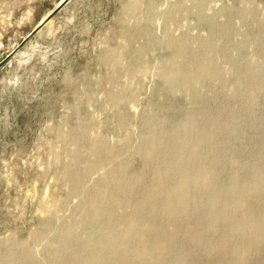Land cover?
<instances>
[{"label":"rangeland","instance_id":"1","mask_svg":"<svg viewBox=\"0 0 264 264\" xmlns=\"http://www.w3.org/2000/svg\"><path fill=\"white\" fill-rule=\"evenodd\" d=\"M155 130L166 148L148 160ZM172 163L167 190L185 163L219 177L194 194L202 219L177 224L202 241L181 236L165 264H226L208 246L264 214V0H0V264H121L104 228L135 213L154 223L143 199ZM233 187L214 217L210 200ZM249 264H264V246Z\"/></svg>","mask_w":264,"mask_h":264},{"label":"bare ground","instance_id":"2","mask_svg":"<svg viewBox=\"0 0 264 264\" xmlns=\"http://www.w3.org/2000/svg\"><path fill=\"white\" fill-rule=\"evenodd\" d=\"M186 43L187 41L185 40L178 46L179 54L186 52ZM196 77L199 78V75H196ZM173 79V74L168 75L166 78L168 83L172 82ZM219 124L220 122L217 121V129L220 128ZM188 125H191V122ZM213 132V130L212 132L210 130L211 135H215ZM216 132L217 130L214 133ZM164 135L163 131L158 132L156 130L147 133L145 141L148 147L145 155L146 159L149 160V158L154 157V151L156 150H160V152L165 150ZM181 139L183 142H181L180 150H184L188 142H190V138L184 136ZM205 142L202 136L200 140L194 141L189 154L190 160L199 161L201 159V145ZM185 164L183 166L186 169L189 168V170L178 184L170 190L166 189L165 170H175L179 164L172 163L169 168L157 169L156 183L143 199L144 204L150 205L149 216L155 221L154 223H149L147 227H144L146 225L138 224L142 213H135L132 215V219L122 225L116 219L113 227L108 224L104 228L101 235L102 248H108L109 250V248L112 249L114 246H120L122 250L116 256L122 262L121 264H165L170 250L175 247L181 236H184L186 241L193 245H198L202 241L201 234L198 233L195 227L186 226L179 229L177 224L193 216L196 217V220L197 218L202 219L201 216L203 215L198 216L196 211L201 209L206 203L204 200H193L194 194L199 189L212 187L219 177V172L210 165L201 169H194L191 166L189 167L188 163ZM235 190L236 188L233 187L226 190L225 193L216 192L208 207L209 212L214 217L220 218L216 211L224 204V194L234 193ZM260 192L261 187L256 183L250 188L248 198L250 199L252 194ZM248 198H246V201L249 200ZM105 211V208H97L95 218H102ZM228 216L229 211L228 214L223 215V217ZM161 219L170 220L176 227L168 230H159L156 222ZM154 234L155 242H148V236L151 237ZM231 234L232 236L228 235L221 242L209 245V253L211 256L220 255L223 258L228 255L226 264H249L251 254L264 246V214H247L244 219L233 223ZM233 235L244 237L246 240L242 245H236L233 241ZM184 261L185 257L183 256L176 259V262L180 264H183Z\"/></svg>","mask_w":264,"mask_h":264}]
</instances>
